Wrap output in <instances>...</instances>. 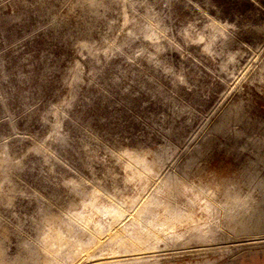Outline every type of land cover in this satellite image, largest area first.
Masks as SVG:
<instances>
[{
  "label": "rangeland",
  "instance_id": "374dc122",
  "mask_svg": "<svg viewBox=\"0 0 264 264\" xmlns=\"http://www.w3.org/2000/svg\"><path fill=\"white\" fill-rule=\"evenodd\" d=\"M0 264H264V0H0Z\"/></svg>",
  "mask_w": 264,
  "mask_h": 264
}]
</instances>
